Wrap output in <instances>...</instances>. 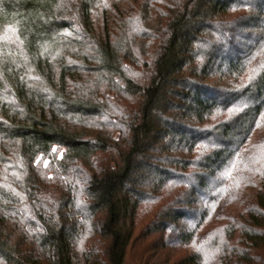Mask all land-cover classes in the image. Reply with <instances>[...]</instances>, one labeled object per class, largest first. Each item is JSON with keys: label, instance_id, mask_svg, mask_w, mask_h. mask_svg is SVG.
<instances>
[{"label": "trees", "instance_id": "obj_1", "mask_svg": "<svg viewBox=\"0 0 264 264\" xmlns=\"http://www.w3.org/2000/svg\"><path fill=\"white\" fill-rule=\"evenodd\" d=\"M123 1L0 0V264H264V0Z\"/></svg>", "mask_w": 264, "mask_h": 264}, {"label": "rangeland", "instance_id": "obj_2", "mask_svg": "<svg viewBox=\"0 0 264 264\" xmlns=\"http://www.w3.org/2000/svg\"><path fill=\"white\" fill-rule=\"evenodd\" d=\"M106 1H108V0H106ZM125 1H123V3H121V6L125 7L127 3H130V4H132L131 7H133V1L134 0H125ZM144 1L145 0H138V3L136 5H134L135 11L138 9V7L142 6ZM102 6H104V4H101V5L97 6V8L95 9V19H96L98 25L102 24V19H103V17H102L103 7ZM123 9L125 10L126 8H123ZM15 33H16L15 31L14 32H10V31L7 32V34H9V35H13V34L15 35ZM142 222H143V220H142ZM142 252H144V248L143 247H141V246L136 247L135 250L132 253V258L134 257V259H138L139 260L141 257H143L142 256ZM175 253H176L175 255H177V256H182V254L184 252L182 250H180V249H177V250H175ZM153 255H154V253L150 252V253H148L146 255V257L153 259ZM170 257H171V254H170V256L163 257V259L161 260V261H164L163 264H167V261H168V259ZM157 264H161V263L158 262Z\"/></svg>", "mask_w": 264, "mask_h": 264}, {"label": "snow or ice", "instance_id": "obj_3", "mask_svg": "<svg viewBox=\"0 0 264 264\" xmlns=\"http://www.w3.org/2000/svg\"><path fill=\"white\" fill-rule=\"evenodd\" d=\"M8 31H10V32H14V29H9ZM5 39H8L9 37L7 36V34H5V37H4ZM256 72V70L255 69H253V73H255ZM250 79H251V77H250ZM233 111H239V109H234ZM261 148H264V145H261L260 146ZM233 167H236L235 165H233ZM228 175H231V172H229L228 173ZM237 186H239V183L237 182Z\"/></svg>", "mask_w": 264, "mask_h": 264}]
</instances>
